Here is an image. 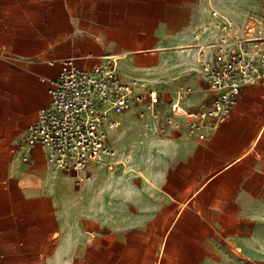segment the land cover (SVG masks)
Returning a JSON list of instances; mask_svg holds the SVG:
<instances>
[{
	"label": "crops",
	"instance_id": "obj_1",
	"mask_svg": "<svg viewBox=\"0 0 264 264\" xmlns=\"http://www.w3.org/2000/svg\"><path fill=\"white\" fill-rule=\"evenodd\" d=\"M213 7L249 13L232 0H0V264H264V86L245 87L207 140L145 134L134 109L133 148L113 143L132 161L101 167V192L53 176L39 149H9L50 102L40 77L66 57L113 55L165 101L183 84L185 107L207 104L184 33Z\"/></svg>",
	"mask_w": 264,
	"mask_h": 264
},
{
	"label": "built area",
	"instance_id": "obj_2",
	"mask_svg": "<svg viewBox=\"0 0 264 264\" xmlns=\"http://www.w3.org/2000/svg\"><path fill=\"white\" fill-rule=\"evenodd\" d=\"M184 37L213 92L207 104L185 107L183 101L194 88L183 84L165 101L160 89L139 78H124L113 55L88 67L66 57L58 62L57 75L40 77L48 82L50 102L37 110L13 151L21 150L28 160L39 149L53 176L73 175L81 188L92 178L90 166L114 171L124 163L110 134L131 109L137 110L145 134L164 139L176 131L198 140L211 138L238 105L245 87L264 86V15L213 7L210 19L186 30Z\"/></svg>",
	"mask_w": 264,
	"mask_h": 264
},
{
	"label": "rangeland",
	"instance_id": "obj_3",
	"mask_svg": "<svg viewBox=\"0 0 264 264\" xmlns=\"http://www.w3.org/2000/svg\"><path fill=\"white\" fill-rule=\"evenodd\" d=\"M216 1V0H215ZM236 5L248 8L249 12L259 13L264 15V0H232ZM124 126L120 131H112L110 136L113 143L116 146H119V143L127 138V146H134L137 134L140 131L141 123L135 117V110H130L127 112L124 118ZM15 147V142H9V149L13 152ZM127 155H131V152H128L125 157H121V160H127ZM122 156V155H121ZM132 159L129 157L126 164H129ZM93 171L92 178L86 181L85 186L82 190L86 189L85 187L89 182H92L95 186L97 192H101V181L103 170L101 167L91 168ZM113 172V171H109ZM96 194V193H95ZM94 194V195H95Z\"/></svg>",
	"mask_w": 264,
	"mask_h": 264
},
{
	"label": "bare ground",
	"instance_id": "obj_4",
	"mask_svg": "<svg viewBox=\"0 0 264 264\" xmlns=\"http://www.w3.org/2000/svg\"><path fill=\"white\" fill-rule=\"evenodd\" d=\"M120 160H121V157H120ZM122 162H124L123 164H125V161L122 160Z\"/></svg>",
	"mask_w": 264,
	"mask_h": 264
}]
</instances>
